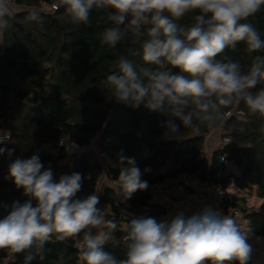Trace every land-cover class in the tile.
<instances>
[{
	"label": "clouds",
	"instance_id": "1",
	"mask_svg": "<svg viewBox=\"0 0 264 264\" xmlns=\"http://www.w3.org/2000/svg\"><path fill=\"white\" fill-rule=\"evenodd\" d=\"M73 24L90 23L95 8H111L101 42L115 47L124 39L120 25L127 21L133 31L147 25L142 44V63L121 57L117 71L106 77L112 97L133 109L142 104L149 111L169 117L167 135L185 129L198 135L201 127L215 129L224 118V109L243 101L253 114L264 116V55H256L247 71L238 60L218 59L226 49L243 42L249 54L264 52L261 33L242 23L257 13L264 0H62ZM197 12L190 26L176 20ZM12 15L10 0H0V31L7 30ZM36 12L26 19L38 20ZM177 71H173V70ZM10 136L0 132V144ZM11 150L0 147V155ZM126 161V166L125 165ZM117 194L125 200L148 187L134 158L119 159ZM8 176L28 197L14 201L0 218V249L10 254L27 253L24 264L39 256L55 236L57 241L79 238L81 264H249L251 230H242L234 218L211 207L185 217L177 213L170 221L134 217L124 225V259H117L105 245L115 246L118 225L106 219L95 193L78 198L82 180L79 173L63 175L56 182L54 172L44 168L37 154L16 158L8 166ZM35 201V206L33 205ZM7 207V206H5ZM95 230V231H94Z\"/></svg>",
	"mask_w": 264,
	"mask_h": 264
},
{
	"label": "trees",
	"instance_id": "2",
	"mask_svg": "<svg viewBox=\"0 0 264 264\" xmlns=\"http://www.w3.org/2000/svg\"><path fill=\"white\" fill-rule=\"evenodd\" d=\"M15 2L28 10L12 13L7 30L0 31V132L11 134L10 144L0 147L12 151L10 157L7 151L0 155V206L6 213L14 201L24 203L28 199L23 189H18L8 176L9 164L18 157L27 159L37 154L44 168L51 165L53 172L59 174L56 182L61 176L73 173H79L82 178L90 177L82 180L77 197L96 194L104 167L91 151H85L76 159L75 168L69 170L61 166L66 157L61 139L68 137L87 148L100 136L102 154L116 164L107 166V178L115 186L102 188L100 204L110 207L107 220L118 225L114 232L118 243L105 245L117 259L126 258V242L122 239L125 233L121 227L124 211L149 207V213H139L137 217H152L161 222L165 211L159 205L149 204L150 189L153 184L182 173L200 179L209 175L225 189L230 184L241 191L256 186L262 203L248 219L254 235L264 236V116L251 113L243 101L224 109L225 115L230 111L233 114L227 119L224 115L215 128L222 126L231 143L216 149L207 163L200 155L211 129L202 126L196 135L177 119L179 132L167 135L163 125L168 116L149 111L143 104L133 109L118 102L106 84V77L117 71L121 57L135 64L142 63L147 25L133 31L126 21L120 25L124 39L110 47L101 40L104 29L115 26L107 19L108 13L113 11L111 8L94 7L90 23L84 25L70 21L62 0ZM53 2L58 4V11L52 14L31 11L41 3ZM30 12H36L40 18L26 19ZM196 14L195 11L186 13L176 23L181 27L190 26ZM241 22L251 24L264 39V6ZM256 55H264V52L249 54L245 44L240 42L236 49H226L218 59L238 60L247 71ZM260 87L264 84L252 91ZM121 156L134 158L141 180L148 185L127 200L117 194ZM221 158L229 161V168ZM26 254H10L8 249H0V264H24ZM44 256L43 261L37 256L31 264H81L73 238L61 242L51 237L44 246Z\"/></svg>",
	"mask_w": 264,
	"mask_h": 264
},
{
	"label": "built area",
	"instance_id": "3",
	"mask_svg": "<svg viewBox=\"0 0 264 264\" xmlns=\"http://www.w3.org/2000/svg\"><path fill=\"white\" fill-rule=\"evenodd\" d=\"M46 3H41V7H44ZM15 8V1L10 0V10L13 13ZM47 8H43L46 10ZM50 12L54 13L58 11V4L53 2L50 5ZM233 111L226 113L225 118H230ZM215 130V129H214ZM212 129L207 134L206 138L210 137V133H213ZM5 135H9L10 139L6 140L1 145H8L11 142V134L8 131H1ZM231 140L229 137L223 139V146L230 144ZM61 144L65 147V152L78 151L80 154L87 150L86 147L80 146L76 142L67 140V137L61 139ZM200 157L210 163V155L204 147L201 151ZM221 162L229 168V161L226 158H221ZM234 184H230L225 189L222 184L215 182L208 175L205 179H200L192 175L182 173L173 178H166L161 182L155 183L150 189V205H159L160 200L168 202L173 210L177 213L182 212L185 217H190L194 213H200L205 207H211L214 210L219 211L222 214L231 216L240 225L242 230H251L252 235L248 243L252 245V255L250 263H254L258 256L264 255V236L254 235L255 230L248 219V214L245 212L246 209L243 205V196L251 195L245 190L246 193L239 196L230 190ZM161 206V205H159ZM128 205H126V208ZM248 210V208H247ZM150 212L149 207H145L140 210H126L122 217V230L124 231V225L126 221H130L132 218L137 217L139 213ZM249 212V210H248ZM79 238H75V248L79 252ZM237 264V262H233Z\"/></svg>",
	"mask_w": 264,
	"mask_h": 264
},
{
	"label": "rangeland",
	"instance_id": "4",
	"mask_svg": "<svg viewBox=\"0 0 264 264\" xmlns=\"http://www.w3.org/2000/svg\"><path fill=\"white\" fill-rule=\"evenodd\" d=\"M15 1V0H14ZM55 3V2H54ZM52 4V3H51ZM51 4H47L44 6V7H41V5L39 7H36V8H32L31 11H36V12H41V13H47V14H52V12H50V5ZM42 6H43V3H42ZM43 8H47L46 10H43ZM25 10H28V8H25L23 6H18L16 5V2H15V8H14V12L13 13H16V12H23ZM0 39H1V32H0ZM212 130V129H211ZM210 130V131H211ZM226 136L224 135V132H223V128L222 126L218 127V128H215L214 132L213 133H210V137L207 139L205 138V142H204V147L206 148V150L208 151V155H211L216 149H219L221 146H223V139L225 138ZM67 140H70L68 137H67ZM100 140H101V137L100 136H97L96 138H94L91 142V144L87 147V150L85 151H91L93 153V155L96 156V159L98 160V162L100 164H102V166L104 167V175L101 177L99 183H98V188H97V193L96 195L99 196L100 198V195H101V191H102V188L105 187V186H110V187H113L115 186L114 184H112L108 178H107V175H106V169H107V166L108 165H112V166H116L115 163H113L112 161L108 160L106 157H104V155L102 154L101 152V149H100ZM71 141V140H70ZM73 142V141H72ZM203 147V148H204ZM66 157L65 159L60 163L61 166L63 165L65 168H68L69 170L75 168V162H76V159L81 155L78 151H70L69 153H66ZM52 168L51 165L47 166L45 169L47 168ZM57 175H59L57 172L54 173V179L56 180V177ZM114 188V187H113ZM116 189V188H115ZM251 193V192H249ZM243 205L246 209V213L248 215L252 214V212L254 210H257L261 204V199L258 197V195L256 193H253L251 195H245L243 196ZM99 208H101V210H104V207L103 205H98ZM249 212H248V210ZM168 210V215L166 217V220L167 221H170L176 214L177 212H175L174 210H170V209H167ZM7 213L1 208L0 206V218H3L4 215H6ZM106 219H107V213H106ZM163 219V218H162Z\"/></svg>",
	"mask_w": 264,
	"mask_h": 264
},
{
	"label": "crops",
	"instance_id": "5",
	"mask_svg": "<svg viewBox=\"0 0 264 264\" xmlns=\"http://www.w3.org/2000/svg\"><path fill=\"white\" fill-rule=\"evenodd\" d=\"M116 187H117V186H116ZM116 187H115V188H116ZM230 190H232L234 193L239 194V196H241L242 194L246 193L245 190H244V191H241V190L237 189V188L235 187V185H233L232 187H230ZM246 190L248 191V193L251 192L250 194H253V193H256V194H257V188H256V186H250V187H249L248 189H246ZM257 195H258V194H257ZM261 203H262V201H261ZM158 204L161 205V207H162L163 210L165 211V215L162 217L163 219H161V222H163V221H167V220H166V217H167V215L169 214L167 209H170V210L172 211L173 208H172L171 205H170L168 202H166L165 200H160ZM99 205H100V203H99ZM102 205H103V204H102ZM103 207H104V209L106 210L107 215H109V214H110V211H111V210H110V207L107 206V205H103ZM194 214H196V213H194ZM194 214H193V215H194ZM94 231H95V230H94ZM253 264H264V255L258 256V257H257V260H255V262H254Z\"/></svg>",
	"mask_w": 264,
	"mask_h": 264
}]
</instances>
